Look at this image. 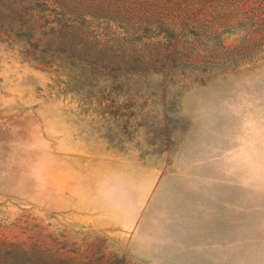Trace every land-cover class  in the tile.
<instances>
[{
    "label": "rangeland",
    "instance_id": "1",
    "mask_svg": "<svg viewBox=\"0 0 264 264\" xmlns=\"http://www.w3.org/2000/svg\"><path fill=\"white\" fill-rule=\"evenodd\" d=\"M40 1L30 39L0 5V264H264V45L204 82L123 86ZM59 2L96 13L80 28L105 51L155 53L136 0ZM124 195L135 217L105 210Z\"/></svg>",
    "mask_w": 264,
    "mask_h": 264
},
{
    "label": "trees",
    "instance_id": "2",
    "mask_svg": "<svg viewBox=\"0 0 264 264\" xmlns=\"http://www.w3.org/2000/svg\"><path fill=\"white\" fill-rule=\"evenodd\" d=\"M5 3L13 17L21 22L18 33L23 31L27 23H31L32 28L26 34L29 39L32 38L38 15L30 9V5L41 1L0 0V5ZM55 3L58 25L54 29L65 39H72L73 49L84 52V58L79 60L93 69L128 71L129 74L113 81L123 86H149L154 76L157 78L158 88L166 92L173 81L182 85L188 81L204 82L206 75L215 74L219 70L220 73L239 69L248 58L257 56L264 45V0H136L134 16L139 24L138 30L155 34L149 44L155 49V53L151 52L149 55L140 54L141 51L136 47L133 49L122 45L113 46L112 54L105 51L104 47L108 49V45L94 42L80 28L81 23L88 21V17L99 18L96 13H86L80 7L66 9L59 0ZM65 19L75 21V25H64ZM125 20H128L127 16L122 17L118 23L126 25ZM61 25L62 28L59 29ZM238 32L241 35L240 43L227 45V37ZM156 49H160L162 54H157ZM157 65L163 66L167 71L155 75L142 71ZM174 67L199 71L185 76L178 74L182 78L179 79L169 74V70Z\"/></svg>",
    "mask_w": 264,
    "mask_h": 264
},
{
    "label": "crops",
    "instance_id": "3",
    "mask_svg": "<svg viewBox=\"0 0 264 264\" xmlns=\"http://www.w3.org/2000/svg\"><path fill=\"white\" fill-rule=\"evenodd\" d=\"M127 200L125 198V195L123 196V200L120 198L118 202H112L108 203V205H105V210H107L111 214H116L114 215L115 217H125V215H129V217H135L134 213H131L130 209H128Z\"/></svg>",
    "mask_w": 264,
    "mask_h": 264
}]
</instances>
